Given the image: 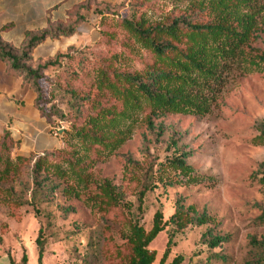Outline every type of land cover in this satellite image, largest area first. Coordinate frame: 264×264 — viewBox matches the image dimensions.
I'll return each instance as SVG.
<instances>
[{"label":"rangeland","instance_id":"obj_1","mask_svg":"<svg viewBox=\"0 0 264 264\" xmlns=\"http://www.w3.org/2000/svg\"><path fill=\"white\" fill-rule=\"evenodd\" d=\"M188 5V0H148L146 3L121 0L104 17L94 10L85 13L88 21L73 36L51 39L55 42L53 45L33 51L32 60L39 64L75 49L72 60H65L61 68L47 72L48 80L44 84L48 90V81L57 85L49 110L54 108L58 112L53 117L54 132L66 147L62 148L61 156L49 157L46 161L39 177L45 185L35 196L30 171L18 174L12 184L0 185V249H9L16 255L27 252L30 264H38L36 240L42 230V243L57 264H114L119 259L111 260V255L123 253L127 244L124 225L130 213L124 209L107 215L93 206L91 197L98 192L97 187L104 182L112 183L124 195V202L136 210L145 176L152 172L159 174L167 158L188 153L187 161L194 168V175L207 180L197 185L186 184V178L164 167L162 179L175 182L174 186L157 183L156 189L145 198L142 213L136 212V215L145 230L150 231L157 211H162L164 221L169 222L177 207L183 205L199 215L208 214L212 218L210 227L222 236L229 235L231 241L213 251L202 239L207 226H189L176 232V227L168 224L149 247L157 254L155 264L163 258L172 232H176L175 246L167 263L182 256L183 264H264V251L250 245L253 238L264 240V224L258 222L264 213V184L259 182L264 177V145L259 140L264 126V74L239 78L230 84L207 117L168 115L154 120L157 127L164 128L162 135H158L157 129L156 133L148 130L145 114L133 116L134 121L128 123L131 137L124 146L112 155L105 152L87 155L92 163L85 175H92V185L89 190L83 185L80 187V199L67 193L70 188H76L74 180L60 178L53 168L59 165L67 170L63 161L71 158L74 151H80L84 157L80 142L70 136L72 127L60 121V115L80 126L85 123L91 105L73 98L71 93L76 92L81 98L94 97L97 69L114 56L117 67L131 72L141 70L152 60L122 27V21L139 20L145 15L151 22H161L184 14ZM71 38L78 43L66 47L65 40ZM29 93L36 96L24 78L0 59V103L25 105ZM102 101L114 104L108 103V99ZM80 111L85 114L80 116ZM6 123L0 117V143L8 131L4 127ZM60 130H63L61 135ZM16 147L15 142L9 153L17 165L18 158L32 156H17ZM38 157L32 158L30 169ZM11 188L18 194L17 199L4 192ZM106 228L110 230L109 241L104 234Z\"/></svg>","mask_w":264,"mask_h":264},{"label":"trees","instance_id":"obj_2","mask_svg":"<svg viewBox=\"0 0 264 264\" xmlns=\"http://www.w3.org/2000/svg\"><path fill=\"white\" fill-rule=\"evenodd\" d=\"M136 1L146 3L148 0ZM188 2L184 14L167 17L161 22H151L145 15L139 20H123L122 27L141 49L150 54L152 60L141 70L131 72L117 67V57L114 56L113 60L97 69V94L94 97L86 95L81 98L80 94L71 93L73 98L83 99L91 105L85 123L80 126L66 119L64 114L60 115V121L72 127L73 133L70 136L80 142L84 157L80 151H74L71 158L65 159L62 156L67 170L59 165L53 168L60 178H65L66 181L74 180L76 188H70L67 193L73 194L75 198L80 199L82 185L88 190L92 185V175H85L92 163L88 161L87 155L91 152L112 155L124 146L131 137L128 123L134 121L133 116L145 114L148 130L156 133L157 129L158 135H162L164 128L157 127L154 120L168 115L207 117L213 113L222 93L230 84L239 78L264 74V0ZM111 7L113 5L108 3L99 4L96 0H88L69 12L67 22L49 24L48 28L42 31L27 32L19 47L5 43L0 36V59L6 61L11 71L21 75L31 86L36 94L35 107L50 125L53 135L57 134L54 132L53 117L58 112L54 108L49 110V106L54 101L57 85L48 81L50 90L44 87L48 80L46 75L47 72L61 68L65 60H72L75 49L71 48L66 54L59 53L53 59L39 64H34L32 53L47 39L73 36L80 25L88 21V14L85 13L94 10L104 17V13ZM102 99H108V103L114 104H105ZM79 113L80 116L85 114L81 111ZM262 129L259 140L263 141L261 144L264 145V126ZM14 146L15 140L11 133L5 131L0 143V185L4 182L12 184L18 174L30 171L33 178L32 195L35 196L45 185L39 177L46 161L49 157L61 156V150L66 146L61 150L39 155L31 169V160L38 155L32 154L29 159L18 158L17 165L11 160L9 153ZM174 147L179 150L177 143ZM189 156L188 153H182L167 158L159 174L152 172V175L145 176L138 193L139 206L136 210L132 204L124 202V195L112 183L104 182L97 187L98 192L91 197L93 206L107 215L116 210L124 212V209L130 213V218L126 219L124 225L127 244L123 253L111 255V260L119 259L114 261V264H155L157 254L150 251L149 247L165 231L168 224H173L176 232L189 226H207L202 239L213 251L231 241L229 235L222 236L217 233L216 228L210 227L212 218L208 214L199 215L193 208L186 210L183 205L177 207L169 222L164 221L162 211H157L150 231L145 230L136 215V212L138 215L142 213L144 200L156 189L157 183L174 186L175 182L162 179L161 171L164 167L186 178V184L197 185L207 180L203 176L194 175L195 170L187 161ZM259 182L264 184V177ZM57 188L58 186H55V189ZM4 192L12 198H18L13 188ZM11 203L16 204L14 201ZM258 222L264 224V213ZM41 231L36 240L39 264H42L47 250L41 240ZM176 232L170 234L167 250L159 264L184 263L182 256L167 263L175 246ZM104 234L109 241L110 230L106 228ZM250 245L264 251V240L253 238ZM22 264H28L26 254Z\"/></svg>","mask_w":264,"mask_h":264},{"label":"crops","instance_id":"obj_3","mask_svg":"<svg viewBox=\"0 0 264 264\" xmlns=\"http://www.w3.org/2000/svg\"><path fill=\"white\" fill-rule=\"evenodd\" d=\"M88 0H0V36L1 39L15 47L21 46L27 32L42 31L49 24L67 22L69 12L76 6ZM121 0H96L97 3L119 4ZM65 40V39H64ZM78 40L75 38L65 40L66 47L73 46ZM47 39L43 47L54 44ZM36 96L29 93L25 105L14 103H0V117L6 120L5 128L17 143V156L27 157L31 154L43 155L47 152L61 150L64 147L62 140L51 133V127L35 109ZM39 257L38 247H36ZM10 253L9 249H0V264H22L24 255ZM51 259L47 249L42 264H57ZM39 264V263H38Z\"/></svg>","mask_w":264,"mask_h":264},{"label":"water","instance_id":"obj_4","mask_svg":"<svg viewBox=\"0 0 264 264\" xmlns=\"http://www.w3.org/2000/svg\"><path fill=\"white\" fill-rule=\"evenodd\" d=\"M62 133H63V130H60V131H59V134L61 135Z\"/></svg>","mask_w":264,"mask_h":264}]
</instances>
